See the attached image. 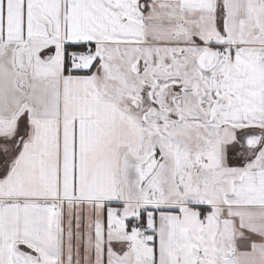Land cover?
Returning a JSON list of instances; mask_svg holds the SVG:
<instances>
[{
  "label": "snow or ice",
  "instance_id": "6c2138e0",
  "mask_svg": "<svg viewBox=\"0 0 264 264\" xmlns=\"http://www.w3.org/2000/svg\"><path fill=\"white\" fill-rule=\"evenodd\" d=\"M0 264H264V0H0Z\"/></svg>",
  "mask_w": 264,
  "mask_h": 264
}]
</instances>
